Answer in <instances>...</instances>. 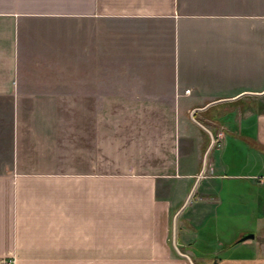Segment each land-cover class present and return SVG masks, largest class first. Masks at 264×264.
<instances>
[{
	"label": "crops",
	"instance_id": "obj_1",
	"mask_svg": "<svg viewBox=\"0 0 264 264\" xmlns=\"http://www.w3.org/2000/svg\"><path fill=\"white\" fill-rule=\"evenodd\" d=\"M211 103L194 117L220 148L177 218L178 251L264 264V0H0V261L191 264L173 226L211 144L191 114ZM115 110L175 112L161 126L202 155L101 167L93 123L63 165V111ZM121 143L104 157L130 159Z\"/></svg>",
	"mask_w": 264,
	"mask_h": 264
},
{
	"label": "rangeland",
	"instance_id": "obj_2",
	"mask_svg": "<svg viewBox=\"0 0 264 264\" xmlns=\"http://www.w3.org/2000/svg\"><path fill=\"white\" fill-rule=\"evenodd\" d=\"M190 114H187V117ZM175 120V112H162V111H139V110H115V111H63V165H75V152L87 150L91 143V131L92 125H99V137H100V166L101 167H114L118 166L119 162L125 161L128 166L138 165L143 168H160L164 169L168 162L174 160L175 154L178 152L180 155H184L189 160H194L193 154L197 153V156L202 155V148H199L196 138L185 139L177 138L176 136H171V127H163L162 122L164 120ZM140 120H149L159 122V133L152 132L156 130L157 124L152 123L153 127H139ZM151 124V125H152ZM127 125V126H125ZM96 128L94 127V130ZM148 129V134H144L141 131ZM151 131V132H150ZM167 131V132H165ZM173 131V129H172ZM110 134L112 139H106L107 134ZM136 134L137 137H136ZM127 140L124 144L125 147L129 146L128 153L130 159L126 160H109L104 157L103 149H107L109 146L122 144V139ZM184 139V140H182ZM221 139V134L218 136V140ZM111 140V141H110ZM109 141V142H108ZM113 141H116L113 142ZM142 141H147L149 148L147 150H142ZM118 142V143H117ZM220 142L216 140L213 149L220 148ZM139 146H141L139 148ZM144 153L141 155L139 153ZM145 154V155H144ZM128 160V161H127ZM115 162V164H114ZM191 166V164H190ZM167 168V167H166ZM196 173L199 174L198 167L196 166ZM173 197L178 196L181 199L186 197V192L184 191H173L164 192ZM177 198V197H176ZM235 227L238 226H254L253 224H241L234 223ZM232 226V225H229ZM240 231V230H239ZM232 228H228V234H237ZM257 234L258 232L254 230ZM224 232V234H227Z\"/></svg>",
	"mask_w": 264,
	"mask_h": 264
},
{
	"label": "water",
	"instance_id": "obj_3",
	"mask_svg": "<svg viewBox=\"0 0 264 264\" xmlns=\"http://www.w3.org/2000/svg\"><path fill=\"white\" fill-rule=\"evenodd\" d=\"M214 103H211V104H209L208 106H206V107H204V108H202V109H198V110H195V111H193L192 112V114H191V119L200 127V128H202L203 130H205L206 132H208L209 133V135H210V138H211V144H210V146H209V148H208V150H207V152H206V154H205V156H204V161H203V168H202V171H201V173H200V175H199V178H198V180H197V182H196V184L194 185V187H193V189L191 190V192H190V194H189V196H188V199H187V201L185 202V204H184V206L179 210V212L176 214V216H175V218H174V226H173V233H174V247L177 249V251H178V247H177V244H176V230H177V218H178V216H179V214L185 209V207L188 205V203H189V201L191 200V198L193 197V195H194V193H195V190H196V188H197V185H198V183H199V181H200V178L203 176V174H204V172H205V169H206V166H207V158H208V155H209V153L211 152V150L213 149V147H214V143H215V138H214V136H213V134L206 128V127H204L201 123H199L196 119H195V117H194V114L197 112V111H205L206 109H208L210 106H212ZM255 238V235L253 234V233H249V234H246L245 236H243L242 238H241V240H240V242H245V241H247V240H249V239H254ZM179 252V251H178ZM180 253V252H179ZM181 254V253H180ZM182 256H184L191 264H194L193 263V261L188 257V256H186V255H183V254H181Z\"/></svg>",
	"mask_w": 264,
	"mask_h": 264
},
{
	"label": "built area",
	"instance_id": "obj_4",
	"mask_svg": "<svg viewBox=\"0 0 264 264\" xmlns=\"http://www.w3.org/2000/svg\"><path fill=\"white\" fill-rule=\"evenodd\" d=\"M189 92V91H188ZM216 143V142H215ZM0 264H17V261H16V259L15 258H12V259H10V260H8V261H6V260H2V261H0Z\"/></svg>",
	"mask_w": 264,
	"mask_h": 264
}]
</instances>
